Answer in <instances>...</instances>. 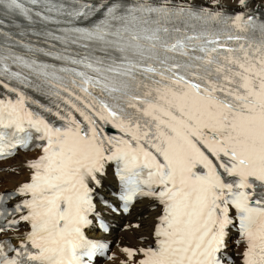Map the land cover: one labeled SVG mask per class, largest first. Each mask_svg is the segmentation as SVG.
<instances>
[{
    "label": "snow or ice",
    "instance_id": "snow-or-ice-1",
    "mask_svg": "<svg viewBox=\"0 0 264 264\" xmlns=\"http://www.w3.org/2000/svg\"><path fill=\"white\" fill-rule=\"evenodd\" d=\"M99 258L264 264V0H0V264Z\"/></svg>",
    "mask_w": 264,
    "mask_h": 264
},
{
    "label": "bare ground",
    "instance_id": "bare-ground-1",
    "mask_svg": "<svg viewBox=\"0 0 264 264\" xmlns=\"http://www.w3.org/2000/svg\"><path fill=\"white\" fill-rule=\"evenodd\" d=\"M21 157H17L15 160H9L6 162L7 165H19ZM25 175L21 174L15 178H7L6 183L3 185L4 188H12L15 183L23 181L25 179ZM113 184V180H109L108 184ZM141 209L140 205H137L136 208L132 211L130 215L127 217H112V223L114 224V228L110 232L109 235L106 236V241L111 244V252H117V245L118 244H129L131 243V233H124L122 232V227L124 224L137 222L139 220L138 212ZM119 255V253H117ZM103 264H119V260L114 262H105Z\"/></svg>",
    "mask_w": 264,
    "mask_h": 264
}]
</instances>
